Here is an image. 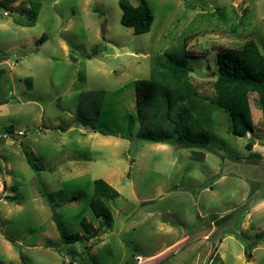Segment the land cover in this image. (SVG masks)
Wrapping results in <instances>:
<instances>
[{"label": "rangeland", "instance_id": "374dc122", "mask_svg": "<svg viewBox=\"0 0 264 264\" xmlns=\"http://www.w3.org/2000/svg\"><path fill=\"white\" fill-rule=\"evenodd\" d=\"M36 2L29 25L17 14ZM147 3L152 23L135 34L120 22L118 0H0V129L21 131L0 140V264H65L72 256L73 264H264V246L246 258L238 237L264 228L257 96L249 95L253 129L243 137L212 102L219 51L252 38L264 56V0ZM164 52L192 69L196 92L183 104L192 129L210 138L202 160L190 148L137 137L156 126L137 118L134 81ZM97 178L118 192L106 202L111 220L89 207ZM82 221L99 234L87 236ZM74 232L83 239L61 242Z\"/></svg>", "mask_w": 264, "mask_h": 264}, {"label": "trees", "instance_id": "16d2710c", "mask_svg": "<svg viewBox=\"0 0 264 264\" xmlns=\"http://www.w3.org/2000/svg\"><path fill=\"white\" fill-rule=\"evenodd\" d=\"M121 10L120 22L130 27L135 34L149 30L152 23V12L147 0H138L132 5L129 0H118ZM39 3H33L24 15L29 25L36 19ZM45 38L44 36L42 37ZM97 53L93 47L84 56L90 58ZM217 71L214 73L212 102L224 108L230 118V133L233 136L243 137L252 131L249 95L257 96L264 128V56L252 38H246L239 48H224L217 53ZM191 67L187 65L184 57L176 58L169 52L151 56V69L148 77L138 78L134 81L135 107L137 118L143 122L151 117L155 129L137 134L139 139L156 142L172 143L177 146L190 148L189 156L196 160L204 158L201 149H210V138L203 131L193 130L189 125L192 117L183 102L196 92V86L189 80ZM3 70L0 69V76ZM147 111V112H146ZM193 122V121H192ZM69 125H55L52 129L66 131ZM95 129V126H91ZM102 133H110L101 129ZM0 131L10 136H17L12 124L4 125ZM113 133V132H112ZM252 146V139L245 144L246 149ZM198 148L200 150H196ZM27 164L33 170L41 167L24 150ZM118 197L117 190L102 178L93 181V191L89 199V207L96 217L111 220L112 214L107 201ZM82 227L87 236L91 238L99 234L98 228L91 223L82 221ZM244 243L243 253L246 258L251 256L250 249L258 245L264 246V228L256 231L251 238L238 234ZM63 244H73L83 239V235L74 233H61ZM215 251L213 246L212 252ZM73 256L65 264H73ZM209 259V258H208ZM92 264H97L92 262Z\"/></svg>", "mask_w": 264, "mask_h": 264}, {"label": "built area", "instance_id": "2783aa9c", "mask_svg": "<svg viewBox=\"0 0 264 264\" xmlns=\"http://www.w3.org/2000/svg\"><path fill=\"white\" fill-rule=\"evenodd\" d=\"M3 14H7V12L4 11ZM17 133H18V134H21V131H18ZM7 137H10V135L7 134L6 132L0 131V140L3 139V138L5 139V138H7Z\"/></svg>", "mask_w": 264, "mask_h": 264}, {"label": "water", "instance_id": "95a60500", "mask_svg": "<svg viewBox=\"0 0 264 264\" xmlns=\"http://www.w3.org/2000/svg\"><path fill=\"white\" fill-rule=\"evenodd\" d=\"M101 31H104V27H101Z\"/></svg>", "mask_w": 264, "mask_h": 264}, {"label": "crops", "instance_id": "0c3cea01", "mask_svg": "<svg viewBox=\"0 0 264 264\" xmlns=\"http://www.w3.org/2000/svg\"><path fill=\"white\" fill-rule=\"evenodd\" d=\"M260 113H261V111H260ZM261 116V115H260ZM262 118V117H261Z\"/></svg>", "mask_w": 264, "mask_h": 264}]
</instances>
